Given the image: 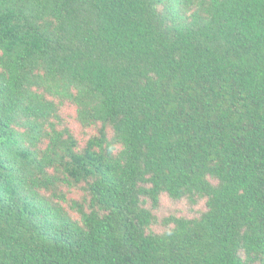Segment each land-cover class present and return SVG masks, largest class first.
<instances>
[{
	"label": "trees",
	"instance_id": "1",
	"mask_svg": "<svg viewBox=\"0 0 264 264\" xmlns=\"http://www.w3.org/2000/svg\"><path fill=\"white\" fill-rule=\"evenodd\" d=\"M0 264H264V0H0Z\"/></svg>",
	"mask_w": 264,
	"mask_h": 264
},
{
	"label": "rangeland",
	"instance_id": "2",
	"mask_svg": "<svg viewBox=\"0 0 264 264\" xmlns=\"http://www.w3.org/2000/svg\"><path fill=\"white\" fill-rule=\"evenodd\" d=\"M60 114L66 123V125L71 129L72 133L75 137L83 143L84 133L81 126L78 124L75 118V108L72 107L70 104H66L61 108ZM79 192H71L69 197L73 199H78ZM203 209V203H200L199 206L191 207L189 206L186 201H181L178 203L172 202L168 197L163 196L160 202V208L158 211H155V214L159 217V219L163 217H167L170 215H177V216H186V217H193L196 216L197 213ZM162 227L160 225H155L152 227V230L155 232L162 231Z\"/></svg>",
	"mask_w": 264,
	"mask_h": 264
}]
</instances>
